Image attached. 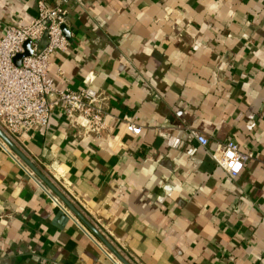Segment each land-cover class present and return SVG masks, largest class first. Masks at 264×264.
<instances>
[{"label": "crops", "instance_id": "crops-1", "mask_svg": "<svg viewBox=\"0 0 264 264\" xmlns=\"http://www.w3.org/2000/svg\"><path fill=\"white\" fill-rule=\"evenodd\" d=\"M46 1L67 8L53 86L95 88L111 136L58 106L12 141L131 264H264V0ZM36 12L0 0V37ZM227 138L252 153L236 175L210 155ZM0 264L123 263L0 143Z\"/></svg>", "mask_w": 264, "mask_h": 264}, {"label": "built area", "instance_id": "built-area-1", "mask_svg": "<svg viewBox=\"0 0 264 264\" xmlns=\"http://www.w3.org/2000/svg\"><path fill=\"white\" fill-rule=\"evenodd\" d=\"M67 8L60 2L49 4L37 0V12L26 22L9 24L0 37V128L17 140L24 131L44 125L55 107H62L69 122L83 134L110 138L107 111L99 92L86 85L79 89L56 88L49 74L51 56L65 50L69 44ZM29 41L30 53L21 58L20 64L13 57L24 51ZM125 129L140 133L142 126L125 117ZM190 133L202 145L208 137L196 128ZM1 144H4L0 141ZM211 157L225 172L236 175L243 163L252 157L242 151L231 138L217 142Z\"/></svg>", "mask_w": 264, "mask_h": 264}, {"label": "water", "instance_id": "water-1", "mask_svg": "<svg viewBox=\"0 0 264 264\" xmlns=\"http://www.w3.org/2000/svg\"><path fill=\"white\" fill-rule=\"evenodd\" d=\"M66 33L68 35V30L65 28ZM30 47H29V41H25L24 43V51L17 53L13 57V61L16 64H20L21 58L25 55L30 53ZM0 138L3 140L2 144L4 147L10 148L14 154H16L19 158H21L32 170L33 173L37 174L50 188L51 190L57 194V196L63 201V203L68 207L69 210H71L77 218H79L98 238L108 247L110 250L115 253L117 258L123 263V264H131L126 258H124L111 244V242L105 237V235L93 224L91 223L84 215L83 213L73 204V202L59 189L57 186L49 180L43 173L40 172V170L37 168V166L34 164V162L12 141V139L0 128ZM6 144V145H5Z\"/></svg>", "mask_w": 264, "mask_h": 264}]
</instances>
